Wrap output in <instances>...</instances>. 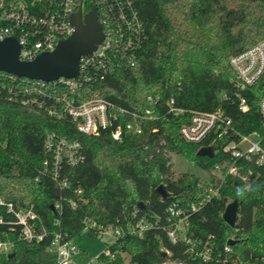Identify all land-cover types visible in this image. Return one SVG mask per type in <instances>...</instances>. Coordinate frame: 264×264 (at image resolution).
I'll return each mask as SVG.
<instances>
[{"label": "trees", "instance_id": "1", "mask_svg": "<svg viewBox=\"0 0 264 264\" xmlns=\"http://www.w3.org/2000/svg\"><path fill=\"white\" fill-rule=\"evenodd\" d=\"M133 1L144 25L136 58L83 91L100 92L139 115L153 109L152 118H138L141 134L123 132L118 141L111 129L86 135L71 118H52L42 108L0 97V197L16 209L33 206L39 229L46 232L40 242H28L20 238L18 225L0 224V235L14 242L0 264H56L50 251L55 235L61 233L65 240L80 237L88 222L111 224L124 232L105 250L112 259L105 251L99 255L108 264H162L168 259L179 264H222L194 259L183 242L174 243L167 235L169 206L195 200L200 181L191 173L175 178L171 155L182 154L205 170L228 160L219 144L212 145L213 157L197 156L201 144L186 142L179 134L190 113L174 116L167 102L174 99L177 107L188 111L224 110L243 133L261 129L264 77L246 91L250 106L242 113L229 60L264 39V0ZM92 9L98 13L91 5L85 10ZM148 96L159 97V103H150ZM48 133L79 140L85 156L77 167L64 162L59 180L53 179ZM64 178L69 183L65 187ZM260 179L249 190L239 181L227 180L220 197L190 219V237L209 239L221 259L229 257L226 264H263L264 171ZM161 184L167 197L158 192ZM234 200L239 216L232 227L223 215ZM141 218L154 227L142 236L129 233ZM6 220L13 221L14 216L8 214ZM88 231L96 234L94 229ZM230 240L236 242L229 244L228 254L224 247Z\"/></svg>", "mask_w": 264, "mask_h": 264}, {"label": "built area", "instance_id": "2", "mask_svg": "<svg viewBox=\"0 0 264 264\" xmlns=\"http://www.w3.org/2000/svg\"><path fill=\"white\" fill-rule=\"evenodd\" d=\"M134 4L133 0H0V40L16 38L20 45V60L31 61L45 51L52 52L61 40L74 33L72 15L79 8L86 14L91 11L85 10L89 5L98 10L96 14L105 37L95 51L81 57L80 71L74 78L59 77L50 82L19 77L0 70V97L25 106L42 108L52 118H71L77 122L78 131L86 135H96L101 130L111 129L112 137L118 141L123 132L141 134L143 124L138 118H152L153 109L148 108L139 115L118 107L101 96L100 92L90 95L83 91L87 85L104 80L114 69H120L126 62L132 63L136 58L143 39L144 25ZM229 62L236 75L232 80L238 109L247 113L250 105L245 93L264 77V39L233 55ZM147 100L158 104L160 98L148 96ZM167 105L174 116L190 113L189 121L179 129L182 139L201 144V147L219 144L220 149L228 153V160L207 170L210 179H200L195 200L187 205L173 203L169 206L168 224L165 226L167 235L174 243L183 242L194 259L204 263L220 261L226 264L230 262L229 257L221 259L216 253V246L209 239L190 237V219L220 197L227 180L239 181L246 190L261 180L264 171V121L260 130L243 133L233 117L224 110L188 111L177 107L174 99L169 100ZM259 111L264 117V94L259 101ZM125 115L131 119L124 121L122 116ZM47 138L46 149L53 155L54 180H59V169L64 162L71 167L83 163L85 156L79 140L56 133H48ZM206 142L209 144L206 145ZM61 183L64 187L69 185L65 178ZM15 207L12 202L0 197V224L18 225L21 239L40 242L46 232L45 229H39V216L33 206L26 210ZM56 207L60 208V205ZM8 214L14 216L13 221L6 220ZM153 227L152 222L141 218L129 228V233L142 236ZM91 229L98 235L112 234L116 239L124 235L122 228L111 224L102 226L88 222L85 230ZM13 246L14 242L9 237L0 235V258L11 253ZM231 248L228 244L224 250L229 254ZM50 251L56 255V264H73L72 255L79 251V247L74 239L65 240L58 233L51 242ZM105 253L113 258L109 251ZM233 262L237 261L233 259ZM262 262L264 264V257ZM93 264L108 263L100 261L98 256Z\"/></svg>", "mask_w": 264, "mask_h": 264}, {"label": "water", "instance_id": "3", "mask_svg": "<svg viewBox=\"0 0 264 264\" xmlns=\"http://www.w3.org/2000/svg\"><path fill=\"white\" fill-rule=\"evenodd\" d=\"M99 20L95 11L91 10L83 14L82 9L79 8L71 17V23L75 27L74 33L61 40L52 52L45 51L31 61L20 60V45L16 38L7 37L0 40V70L19 77L50 82L59 77L74 78L78 76L81 57L95 51L105 38ZM197 156L213 157L214 149L210 146H203L197 151ZM158 192L163 197L168 196L163 184L159 185ZM238 211L237 200L230 202L225 209L224 220L232 227L237 222ZM235 242V240H230L228 244L233 245ZM162 264L179 263L168 259L166 263Z\"/></svg>", "mask_w": 264, "mask_h": 264}, {"label": "rangeland", "instance_id": "4", "mask_svg": "<svg viewBox=\"0 0 264 264\" xmlns=\"http://www.w3.org/2000/svg\"><path fill=\"white\" fill-rule=\"evenodd\" d=\"M171 163L175 178L185 173L194 174L204 180L211 177L207 170L191 164L182 154H172ZM115 240L116 237L112 234L98 235L84 230L80 237H74L79 251L72 255L73 264H93L95 259L106 250L108 244L115 243Z\"/></svg>", "mask_w": 264, "mask_h": 264}]
</instances>
